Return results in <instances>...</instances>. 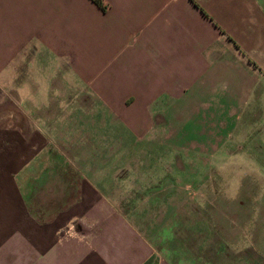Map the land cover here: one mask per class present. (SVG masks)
I'll return each mask as SVG.
<instances>
[{
  "label": "crops",
  "instance_id": "0c3cea01",
  "mask_svg": "<svg viewBox=\"0 0 264 264\" xmlns=\"http://www.w3.org/2000/svg\"><path fill=\"white\" fill-rule=\"evenodd\" d=\"M103 1L0 0V264H209L204 221L195 260L171 217L122 211L103 163L111 129L163 145L153 135L185 110L198 152L258 143L246 155L264 170V0ZM212 171L199 186L216 200ZM237 207L213 264H264V219Z\"/></svg>",
  "mask_w": 264,
  "mask_h": 264
},
{
  "label": "rangeland",
  "instance_id": "374dc122",
  "mask_svg": "<svg viewBox=\"0 0 264 264\" xmlns=\"http://www.w3.org/2000/svg\"><path fill=\"white\" fill-rule=\"evenodd\" d=\"M60 68L56 75L60 73L65 75L62 66ZM16 69L18 72L23 71L22 64H17ZM171 117L172 123L166 124L162 132L158 131L153 135L168 137L163 140V145H151L148 138L141 144L134 145L131 143V134L127 131L123 134L122 143H117L113 139L117 138L118 132L110 130L111 155L109 161L103 163V167L111 175L115 174L111 176V186H114L116 192H112L111 197L119 203L125 202L127 208L122 207L123 212L134 211L136 214L143 212L153 224H159L163 215L171 217L170 226L175 231V235L177 234L175 241L182 243L183 252L195 260L198 253L199 225L203 228L204 225L201 223L204 221L207 263L213 264L208 246H211L214 240L219 243L223 238L227 243V238L231 239L229 222L235 215L233 209H237L239 213L246 212L245 208L237 207L242 202L247 205L252 219H264V170L257 167L258 161L251 160L248 154L246 155L249 151L251 156L258 155L262 145L255 142L257 144L253 143L247 151L246 144L238 145L244 149V152L238 153L237 156L228 153L229 144L221 146L217 152L214 151L215 145H208L204 147L206 151L201 153L196 150L199 147L197 143L200 132L198 114L183 110L172 112ZM257 121H259L257 124L262 122L261 119ZM258 134L261 135L259 130ZM201 140L206 141V139ZM263 140L260 139L261 142ZM179 141H183V145ZM124 153L125 159L120 156ZM94 164L101 171L102 164L100 162ZM215 169L223 175L216 177L217 188H222L221 197L216 200L209 189L205 193L199 186L203 181V177L199 174L214 173L212 170ZM117 174L126 178L122 183L123 186L120 185L116 190ZM206 179L209 180L207 185H210L209 188L212 190L213 177ZM118 190L122 191L117 192ZM229 197L233 203L228 202ZM167 201L173 204L172 207L169 205L168 209L165 206ZM137 206L138 208L135 209ZM254 259H256L254 264H260L256 256ZM234 262L235 259L225 264H235Z\"/></svg>",
  "mask_w": 264,
  "mask_h": 264
},
{
  "label": "trees",
  "instance_id": "16d2710c",
  "mask_svg": "<svg viewBox=\"0 0 264 264\" xmlns=\"http://www.w3.org/2000/svg\"><path fill=\"white\" fill-rule=\"evenodd\" d=\"M97 6H99L103 11H106L107 6L104 4L103 0H92Z\"/></svg>",
  "mask_w": 264,
  "mask_h": 264
}]
</instances>
